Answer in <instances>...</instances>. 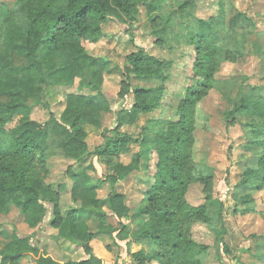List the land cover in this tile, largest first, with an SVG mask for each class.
Here are the masks:
<instances>
[{"label":"trees","instance_id":"obj_1","mask_svg":"<svg viewBox=\"0 0 264 264\" xmlns=\"http://www.w3.org/2000/svg\"><path fill=\"white\" fill-rule=\"evenodd\" d=\"M149 3L151 0H15L12 6L0 7V97L9 99L0 102V216L14 207L33 229H40L48 215L52 228L65 225V233L56 240L80 248L83 257L72 256L59 264L103 261L92 255L90 242L96 234L77 224L79 209L70 208L65 215L61 212L59 191L48 182L54 157L77 164L76 170L68 169L74 179L81 178L86 169L95 171L92 159L97 158L105 169L100 182L112 186L141 168L149 172L155 157L151 180L132 214L125 195L115 190L103 200L91 201L86 209L98 222L97 234L114 232L120 241L135 234L136 243L146 241L154 246L149 254L141 250L131 253L130 264H205L210 247L193 239L192 230L197 224L213 226L219 222L220 230H213L215 243L224 244L227 230L220 200L211 192L204 204L191 206L185 197L191 184L207 185L210 179L209 170L200 168L191 155L195 103L209 90L221 86L213 78L219 49L227 61H235L250 55L247 51L251 47L252 54L264 62V44L249 40L258 24L238 8L235 0H217L215 14L203 23L206 31L187 38L186 45L193 46L194 52L191 84L179 103L168 107L174 118L153 120V132L137 140L120 133V128L157 110L173 62L159 59L141 47L128 54L119 96L124 99L132 93L133 103L129 109L120 107L113 112L103 90L108 61L91 55L85 46L103 39V26L111 20L132 28L140 7ZM169 27H150L156 46L173 48ZM54 55L84 68L89 77L86 87L94 94L66 93L58 116L51 113L44 123L35 122L30 118L28 102H45L50 86L45 70ZM15 56L25 62L19 75L14 73ZM132 80L146 85L133 87ZM244 82L235 95L222 93L229 104L224 120L240 125L246 139L239 161L241 176L230 190L232 214L242 216L255 212L253 193L264 190V93L262 87ZM231 84L236 88L234 82ZM100 111L113 112L114 126L104 129L103 143L91 151L87 127L97 129ZM15 117H19L18 122L8 127ZM132 142L138 143L139 151L132 155L131 164L122 168L117 159L128 152ZM104 207L118 219L117 228L104 226L108 217ZM123 219L131 220L133 227ZM224 251L229 252L226 246ZM45 256V249L36 251L27 241L15 238L0 250V264H22L28 258L35 264H56Z\"/></svg>","mask_w":264,"mask_h":264},{"label":"rangeland","instance_id":"obj_2","mask_svg":"<svg viewBox=\"0 0 264 264\" xmlns=\"http://www.w3.org/2000/svg\"><path fill=\"white\" fill-rule=\"evenodd\" d=\"M14 2L15 0H0V7L2 5L12 6ZM235 2L239 9L258 24L249 40L253 39L257 43L264 44V0H235ZM216 3L217 0H151L147 6L140 7L138 20L132 28L111 20L103 26L105 37L96 44L85 46L91 55L108 61V72L105 75L103 90L112 103L113 112L120 107L129 108L133 103L132 93L127 94L124 99L119 96L121 81L124 79L122 74L127 67L126 56L128 54L135 51L137 47H141L159 59L173 62L169 79L164 83L165 94L157 110L144 116L135 128L125 129V132L134 139L140 140L142 136L151 134L155 128L154 122L151 123L153 120L161 117L174 118L173 112L168 110V107L179 103L178 101L183 98L185 90L191 84L194 52L193 46L186 45L187 38L191 34H201L206 31L203 23L215 14ZM165 25L170 26L169 35L173 44L172 49L156 46L155 38L149 33L151 26L161 28ZM248 50L247 53L250 55H245L235 61H227L224 51L219 49L215 56L213 78L219 81L221 86L209 90L195 103L196 117L193 124L191 155L200 168L209 170L210 179L207 185L200 182L191 184L185 196L186 201L191 206H200L204 204L206 196L213 192L214 198L219 199L222 203V214L226 220L225 228L227 230L224 235V244H226L224 245L215 243L216 237L213 230H220L219 222H215L213 226L197 224L193 227V239L210 247L204 259L205 264H264V190L253 193L257 205L253 215L232 214L234 206L230 190L241 176L239 161L244 154L242 147L246 139L240 125L235 122L227 124L223 118L224 111L229 107L226 98L222 97L223 92L229 96L235 95L237 87L245 80L244 84L262 87L264 93V62L261 57L252 54L251 47H248ZM14 59V73L19 75L25 62L17 56ZM45 76L50 84L45 102L42 103L39 100L28 102L31 107L30 118L35 122L44 123L51 113L58 116L64 107L66 93L86 96L94 94L86 87L87 79H89L86 70L65 63L56 55L50 59ZM231 82L236 84V88L231 87ZM131 84L133 87L146 85L144 82L136 80H132ZM8 101V97H0V102ZM164 111L167 112L164 114ZM103 112H105L103 124L98 126V130L91 126L87 127V143L90 150H94L103 143L101 134L104 129L110 130L114 126L113 112ZM18 119L19 117H15L8 127L14 126ZM137 144L130 143L128 153L119 157L123 165L127 164L131 154L140 148ZM155 162L156 159L153 157L150 162V171L140 172L148 176V181L151 180V175L154 172ZM51 163L53 168L48 182L54 187L60 186V184L65 186L60 206L62 211H67L72 206L73 195H70L71 180L67 176L66 170L73 162L54 157ZM97 167L99 169L89 172L96 179L99 174L102 176L104 174V168L101 169L102 166L100 167L98 164ZM99 182L100 180H98ZM135 185V179L131 177L123 182L121 187H116L117 190L126 194V204L131 209L130 214L136 210L137 203L141 198L142 190L135 189ZM109 187L108 184H104L103 188L99 190L98 196L106 197L110 192ZM49 217L48 215L44 219V223L37 232H33L20 210L10 207L0 216V249L10 240L21 237L20 240L27 242L29 240L39 249H45L46 254L50 253L51 257L59 261L54 263H62L65 258L60 259L62 257L61 249L69 254L71 251L69 246L54 240L55 233H51L49 229ZM118 222V219L110 215L104 226L114 229L118 226ZM122 222L126 223V220L123 219ZM90 226L91 230L98 231L99 226L96 220L94 224L90 223ZM107 233L110 236L96 237L90 242L92 253L101 255L103 264H130L131 253L141 250L149 254L154 249V246L148 245L146 241L136 243L135 234H131L126 241H120L116 239V233ZM225 246L229 250L228 253L224 251ZM38 257L40 256L38 255ZM22 264L35 263L28 258L24 259Z\"/></svg>","mask_w":264,"mask_h":264},{"label":"crops","instance_id":"obj_3","mask_svg":"<svg viewBox=\"0 0 264 264\" xmlns=\"http://www.w3.org/2000/svg\"><path fill=\"white\" fill-rule=\"evenodd\" d=\"M132 105V104H131ZM131 107V106H130ZM129 107V108H130ZM129 108H125V109H129ZM104 113L105 112H103V111H100L99 112V126L101 125V124H103V115H104ZM146 115H148V114H146ZM146 115H140L139 116V118H137V120H136V122L133 124V125H123L121 128H120V133H124V134H128L127 132H125V129H128V128H135L138 124H139V122L141 121V119L142 118H144V116H146ZM113 122H114V120H115V116L113 115ZM96 129V128H95ZM99 128L97 127V129L96 130H98ZM88 138V137H87ZM88 144V143H87ZM138 145V144H137ZM89 147V146H88ZM90 149V148H89ZM92 151V150H91ZM139 151V148H138V150L137 151H135V152H133L132 154H131V157H132V155L134 154V153H136V152H138ZM128 153V152H127ZM127 153H124L123 155H126ZM121 156V155H120ZM119 156V157H120ZM130 157V161L127 163V164H125V165H123V162H122V160H120V158H118L117 159V161H119V163L121 164V166H122V168H127L130 164H131V160H132V158ZM65 160H70V159H65ZM93 160H94V162H93ZM72 162H73V164H71L68 168H67V170H66V174H67V176L70 178V180H71V187H70V195L72 196L73 195V199H72V206L71 207H73V208H77V209H79V211H78V218H77V224H78V226L79 227H82L83 229H86L87 230V232H90V233H95L96 234V237H101V236H104V235H109L107 232H102V233H99V234H97L98 232H97V230L95 229V230H91V226H90V223H92V224H94L95 223V218H94V216L93 215H91L90 213H88L87 211H86V209L88 208V205H89V203L91 202V201H94V200H103V199H105V198H107L111 193H112V191L113 190H115L116 192H118V193H121V194H124L125 195V203H126V200H127V198H126V194L124 193V192H122L121 190H117V188L116 187H121V185H122V183L123 182H125L127 179H129V178H133V179H135V182H136V185H135V189H137V190H142V192L146 189V187H147V184L149 183V181H148V176L146 175V174H143V173H140V172H144L143 170H142V168H141V170L139 171V172H135V173H132L131 175H129L127 178H125L124 180H122V181H120V182H118L117 184H115V186H112L110 183H108V182H106V181H104V182H99L98 183V180H100V179H103V176H102V174H99V177H97L98 179H96V178H94L95 176L93 175V176H91L90 174H89V172H90V170L91 169H86L85 171H84V173H83V176L81 177V178H79V179H74V178H72L71 176H70V173L68 172V169H70V168H73V169H75L76 170V163L73 161V160H71ZM92 162H93V166H94V169H99L98 167H97V164L101 167L102 165H101V163H100V161L97 159V158H93L92 159ZM73 165V166H72ZM96 167V168H95ZM102 168H104L103 166L101 167V169ZM74 170V171H75ZM105 170V169H104ZM103 170V171H104ZM92 172H93V170H91ZM102 171V172H103ZM99 172V171H98ZM52 173V172H51ZM104 173V172H103ZM145 173V172H144ZM148 181V182H147ZM51 184V183H50ZM104 184H108L110 187V192H109V194L106 196V197H104V198H101V197H99L98 196V193H99V190H101L102 188H103V186H104ZM52 185V184H51ZM53 186V185H52ZM53 188L55 189V190H58L59 191V194H60V199H61V195H62V192H63V190H65V186L63 185V184H60V186L58 185L57 187H54L53 186ZM142 192L140 193L141 194V198H140V200H139V202L137 203V205L139 206V204H140V202H141V200H142ZM139 195V194H138ZM127 205V204H126ZM128 206V205H127ZM138 206L136 207V209L138 208ZM71 207H69V209L71 208ZM129 207V206H128ZM130 208V207H129ZM60 209H61V212H62V214L63 215H65V213L67 212V211H62V208H61V206H60ZM108 208H103V210L108 214V216H113V217H115L114 215H112V213L111 212H109L108 210H107ZM131 210V209H130ZM254 214V213H253ZM252 214V215H253ZM249 215H251V214H249ZM248 216V215H247ZM116 218V217H115ZM117 219V218H116ZM25 221H26V219H25ZM27 222V221H26ZM28 223V222H27ZM44 223V222H43ZM127 223H129L130 224V226H131V228L133 227L132 225H134V223L131 221V220H128V221H126V223L125 224H127ZM48 224H49V222H48ZM118 227V226H117ZM117 227H115V228H117ZM81 228V229H82ZM33 229V228H32ZM49 229L51 230V233H55V238H54V240H56V239H58L60 236H62L64 233H65V230H66V228H65V225H62L60 228H58V229H55V228H52L50 225H49ZM37 232L38 230H36V229H33V232ZM18 236V235H17ZM110 236V235H109ZM19 237V236H18ZM96 237H95V239H96ZM19 238H21V237H19ZM94 240V239H93ZM11 241V240H10ZM9 241V242H10ZM57 241V240H56ZM126 241V240H125ZM28 243L29 244H31L30 243V241L28 240ZM32 245V244H31ZM4 246V245H3ZM2 246V247H3ZM33 247H34V249L36 250V251H39V250H41V249H39L38 247H36L35 245H32ZM67 246H69V249H70V254H69V252L67 253L66 251L64 252V251H62V250H64V249H61V252H62V257H60V259H64L65 258V261H62V263H66V262H68L69 260H71V258H72V256L73 257H79V258H82L83 257V253H82V251H81V249L80 248H77V247H75V246H73V245H67ZM91 246V245H90ZM1 247V248H2ZM44 248V247H43ZM92 249V248H91ZM1 250V249H0ZM36 255V254H35ZM92 255L95 257V258H99V259H101V255H96L95 253H92ZM85 256V255H84ZM45 258L46 259H50L51 260V262H59L58 260H55L53 257H51V255H50V253L49 254H46V256H45ZM85 258V257H84Z\"/></svg>","mask_w":264,"mask_h":264}]
</instances>
